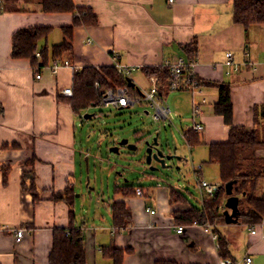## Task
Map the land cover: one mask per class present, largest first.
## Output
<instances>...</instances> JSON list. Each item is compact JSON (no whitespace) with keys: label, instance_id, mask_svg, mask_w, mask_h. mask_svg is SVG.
I'll return each mask as SVG.
<instances>
[{"label":"crops","instance_id":"1","mask_svg":"<svg viewBox=\"0 0 264 264\" xmlns=\"http://www.w3.org/2000/svg\"><path fill=\"white\" fill-rule=\"evenodd\" d=\"M72 2L78 8L90 10L96 23L73 29L72 53L58 59L68 61L70 67L55 74L50 68L53 60L35 69L29 59L12 58L11 38L21 28L48 27L46 37L37 43V51L50 49L63 41L61 28L71 25L73 15L45 13L41 0L0 3V264H49L53 228L69 227L67 205L53 201L51 195L82 183V172L77 179L75 170H82L84 157L87 184L90 183V150H95L96 157L103 160L102 148L107 138H101L100 131L96 141V130L82 120L90 116L86 114L89 108L80 114L73 112L68 96L62 94L64 88L72 86L74 71L115 63L140 66L129 77L139 92L150 87L143 68L161 67L166 60L179 57L187 60L183 48L193 42L197 46L193 73L201 84L195 91H180L173 97V115L182 113L189 118L180 132L184 143L174 151L183 160L175 165L181 180L197 190L196 196L186 195L182 181L152 180L144 186L141 196L113 193L111 201L105 202L97 195L93 212L83 210L78 214L74 200V227L81 232L85 264H114L103 254L108 245L123 251L121 264H215L221 258L218 240L194 225H183L184 231L177 234L174 213L201 208L204 194L196 184L197 177L220 183L217 164L208 162L209 145L226 142L229 126L214 112L218 91L213 84L230 85L233 125L256 129L264 137V24L246 31L234 23L231 0H174L172 4L166 0ZM227 52L238 64L237 70H228ZM244 62L253 63L255 69L243 65ZM36 74H40L39 79ZM168 93L162 94L166 103ZM194 104L200 110L198 121L203 130L197 134L199 144L190 147L183 135L194 122ZM147 111L145 108L143 112ZM180 148L188 152L189 159L183 157ZM254 155L264 156V148L255 150ZM182 162L188 167L181 171ZM195 165L201 166L198 172L193 170ZM121 176H116L114 186L130 184L127 179L121 181ZM93 178L96 186L97 176ZM262 181L264 177L258 181L260 191L264 190ZM32 182L36 186L35 198L26 188ZM170 186L179 189L186 199L171 203ZM226 199L227 196L220 206L222 213ZM98 201L105 206L104 210ZM113 202H124L131 213L130 223L119 229L112 225ZM146 208L155 214H149ZM102 210H106V217ZM256 226V234H250V227L236 221L217 223L212 230L225 238L233 261L239 262L249 255L252 264H264V214ZM19 228L24 229V235L20 242H15L14 232Z\"/></svg>","mask_w":264,"mask_h":264},{"label":"trees","instance_id":"2","mask_svg":"<svg viewBox=\"0 0 264 264\" xmlns=\"http://www.w3.org/2000/svg\"><path fill=\"white\" fill-rule=\"evenodd\" d=\"M231 2L234 23L240 24L246 31L254 25L264 24V0H231ZM41 9L45 13H71L73 17L71 25L61 28L64 35L63 41L50 49L44 47L39 51V58L35 57V52L38 50L37 43L46 37L50 30L48 27L21 28L12 35L10 56L14 59H29L35 69L47 65L49 60L60 59L64 54H71L73 29L81 25L96 23V17L90 10L76 7L72 0H41ZM183 51L187 60H194L197 52L196 43L193 42L185 46ZM142 72L147 77L153 75L158 78L161 96L163 92L168 91L166 82L168 70L166 67L143 68ZM95 83L98 84V87L95 86ZM213 85L218 91L214 112L221 115L225 124L229 126L226 142L209 145L208 162L217 164L220 183L214 195L203 200L201 208L191 207L186 211H176L174 213L175 224L191 225L193 221L212 225L223 223L224 216L220 211V206L226 197L224 186L228 182H233L232 195L238 198V215L235 221L251 227L259 224L264 214V190H258V181L264 177V156L254 155L255 150L264 148V137L261 138L256 129L248 130L233 125L230 85L228 83ZM122 86L128 88L132 97L139 94L132 84H128L126 78L119 75L114 66L85 67L74 71L72 95L67 97V102L73 112L80 114L90 107L102 105L101 90H114ZM183 137L190 147L199 144V137L192 129L185 131ZM246 152L247 154H245ZM2 171L3 184H5L7 169L4 168ZM137 187L141 191L144 189L142 185L122 184L115 185L113 193L123 197L131 196L135 194ZM26 188L33 198L37 197L36 186L33 182ZM74 197V189L68 186L62 193L52 195L53 201H62L67 205L69 227L53 228L52 246L48 254L49 264H85L81 232L74 227ZM185 199L179 189L170 186L169 201L171 203ZM110 208L112 225L115 229L130 223L131 213L124 202H113ZM217 240L220 257L230 258L225 238L217 236ZM103 254L110 257L114 264L122 262L123 251L113 245L105 246Z\"/></svg>","mask_w":264,"mask_h":264},{"label":"rangeland","instance_id":"3","mask_svg":"<svg viewBox=\"0 0 264 264\" xmlns=\"http://www.w3.org/2000/svg\"><path fill=\"white\" fill-rule=\"evenodd\" d=\"M168 92L169 93L167 95L166 101L171 110L170 121L153 122L151 116L143 112L145 108H148V110L151 111L149 106L146 104H143L145 106L133 105L128 109H118L100 105L90 107L86 111V114L90 116L86 119L82 117V120L89 125V128L96 130L95 140L97 141L99 138L98 136L101 134V138H107L108 143L106 142L105 146L102 148L103 153L101 159L103 160H99V158L96 157L95 150H90L89 152V174L92 178L89 184H87L85 157L83 159L82 170L80 171L78 168L75 170L77 179H79V173L82 172L83 174L82 183H78L74 187L75 210L78 214L83 210L87 212H93L97 207V195H100L105 202L111 201L113 196L114 180L116 178L118 179V177H116L114 171L110 173V169L115 167L116 164L117 171L122 173V176L120 178L121 181L127 179L128 183L130 184H139L143 186H148L149 182L153 183L155 181L153 180L152 182V180L149 179V176L150 174H152V172H150L148 168L143 165V163H140V160L142 159V156L144 154V146L141 142H139L138 139H142L143 137L151 139L154 136V133L158 132L159 141L169 143L173 148H179V146L184 143L180 132L181 128L187 125V120L189 118L187 119L185 114L182 113L180 116L173 115L176 108L175 103H173V97L175 95L181 94V92ZM85 129L87 130V128ZM122 139H127L129 143L139 142L136 144L137 150L131 152L128 151L124 146H120L118 149V153L108 151L109 146L116 145ZM180 150L183 153V157H185V159H189L188 152L185 149L182 150L180 148ZM245 154H247V152ZM175 163L177 162L175 161ZM184 164L186 163H181V171L183 169H187L188 167V165ZM167 173L168 177L162 178L161 180L168 181L170 183L182 181L186 189H184L186 195L189 196V194L191 193L193 196H196L197 190L185 184V181L181 180L179 172H177L176 170H169L167 171ZM155 175L158 174L155 173ZM94 176H97L98 179V184L96 186L94 184ZM261 183L264 184V181H262ZM89 194L90 197L88 196ZM98 202V206L100 205L104 210L105 206L101 205L102 203L100 201ZM191 202H194L193 197L191 198ZM103 210L101 213L106 217V214H104L106 210Z\"/></svg>","mask_w":264,"mask_h":264},{"label":"built area","instance_id":"4","mask_svg":"<svg viewBox=\"0 0 264 264\" xmlns=\"http://www.w3.org/2000/svg\"><path fill=\"white\" fill-rule=\"evenodd\" d=\"M168 3L172 4L174 0H166ZM1 3V0H0ZM227 61L226 66L228 70H237L238 64L234 63L232 60V54L227 52L225 54ZM35 57L39 58V51L35 53ZM264 58V55H263ZM193 60H186L182 57L177 58L175 61L166 60L162 66L166 67L168 70L167 74V88L168 91H195L199 88L200 82L195 77L193 73ZM243 65L248 66L251 70H254V64L251 62H244ZM114 68L117 70L120 76L123 78L129 79L132 72L139 70L140 66H129L123 65L120 63H115ZM63 67H70V64L66 60H53L50 68L55 74ZM35 78L39 79L40 74H36ZM148 80L150 82V87L146 90L139 91L136 97H132L129 94L128 88L126 86L117 87L116 89H106L101 90L103 95L102 105L105 107H114V108H128L133 105H143L146 104L149 106L151 111H147V115H150L153 122L160 121H170L171 111L168 104L163 100L160 95L158 78L156 76H149ZM95 86L98 87V84L95 83ZM64 96L72 95V86L66 87L62 90ZM203 102V101H202ZM192 115L194 122L191 125L192 131L196 134H199L203 130L202 123L198 121L201 113L197 104L193 105ZM196 120V121H195ZM2 159V152L0 150V161ZM201 169L200 165L193 166L194 172H198ZM196 184L199 190L204 194L205 198H210L214 195L215 191L218 188V184L207 182L203 178L197 177ZM135 194L138 196L142 195L140 188L135 189ZM146 211L149 214L154 215L155 211L149 208H146ZM191 225L200 227L203 232L211 235L213 239H217V235L213 232V225L210 223H200L198 221H193ZM185 226L178 225L176 226V233L181 234L184 231ZM257 226L253 225L249 228L250 234H256ZM15 242H20L24 235V229H17L15 232ZM215 264H252V258L249 255H245L239 262H235L230 258H220Z\"/></svg>","mask_w":264,"mask_h":264},{"label":"water","instance_id":"5","mask_svg":"<svg viewBox=\"0 0 264 264\" xmlns=\"http://www.w3.org/2000/svg\"><path fill=\"white\" fill-rule=\"evenodd\" d=\"M128 84H132L129 79H127ZM159 133L155 132L154 136L150 138L138 139L144 146V154L140 163H143L152 174H150V180H161L162 178L168 177L167 171L176 170L178 167L175 165L176 162L183 160L180 156L176 155L174 151L177 147H172L169 143H164L159 141ZM129 143L127 139L120 140L116 145L110 146L108 151L118 153L120 146H124L128 151H136L137 143ZM113 170L115 175L120 177L121 172L117 171V164ZM157 173L158 175H155ZM144 174V173H143ZM233 182H228L225 184V194L227 196L225 207L226 210L223 211L224 222L226 224L233 223L238 215V198L232 195Z\"/></svg>","mask_w":264,"mask_h":264}]
</instances>
